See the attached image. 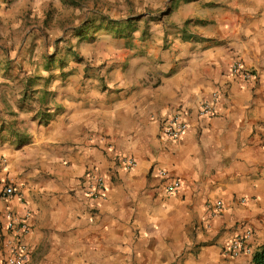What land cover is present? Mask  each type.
Returning <instances> with one entry per match:
<instances>
[{"label": "crops", "instance_id": "obj_1", "mask_svg": "<svg viewBox=\"0 0 264 264\" xmlns=\"http://www.w3.org/2000/svg\"><path fill=\"white\" fill-rule=\"evenodd\" d=\"M129 1L157 18L34 25L21 51L0 45V174L21 193L6 203L32 212L31 264H254L226 245L248 228L264 248V0ZM3 3L7 20L22 7L48 25L51 0ZM235 61L254 77L232 75ZM175 109L188 129L168 140ZM158 170L180 181L174 194Z\"/></svg>", "mask_w": 264, "mask_h": 264}, {"label": "built area", "instance_id": "obj_2", "mask_svg": "<svg viewBox=\"0 0 264 264\" xmlns=\"http://www.w3.org/2000/svg\"><path fill=\"white\" fill-rule=\"evenodd\" d=\"M232 75L244 80L251 79L254 74L251 70L245 68L242 63L235 61L230 66ZM215 110V96L213 100L203 102L198 109V116L206 118L213 115ZM188 129V123L181 110L171 111L160 123V135L168 140L179 139ZM122 164L126 169L135 165V161L130 156L122 158ZM158 174L163 177L164 191L167 194H174L180 186V181L171 178L165 170H158ZM105 188L103 175L92 174L85 185V193L90 198L100 197ZM17 196L21 199V193L16 189L12 182L0 174V264H31L32 253L26 242L25 237L31 231L30 209H24L23 212H15L6 201L9 198ZM223 204L216 201L212 204L207 203V208L211 214H217ZM252 231L245 228L242 233L235 235L226 245L227 253L230 256L240 254L249 255L253 258L258 251L248 243L247 239ZM260 264H264V255Z\"/></svg>", "mask_w": 264, "mask_h": 264}, {"label": "rangeland", "instance_id": "obj_3", "mask_svg": "<svg viewBox=\"0 0 264 264\" xmlns=\"http://www.w3.org/2000/svg\"><path fill=\"white\" fill-rule=\"evenodd\" d=\"M59 2L60 4L52 6L51 0V5L43 13L48 20V25H43L39 21L41 16L33 14V11L28 9L24 10L22 7L16 15L17 21L7 20L9 17L7 15L14 6L11 7L9 3L1 4L0 9L4 7V11L3 15L1 14L0 16V45L4 47H0V49L2 48L3 51L6 49L21 51L24 44L22 43L24 32L34 25L39 27V32L49 28L62 29V27L67 25L77 26L79 24L80 26L84 22H87L89 26H97L98 23H102L101 18L103 17L123 21L126 16H130V20L136 21L145 16L147 17V14H152L153 18H157L156 13L159 11V9L152 10L147 8L136 10L129 0H127L126 4L128 6L127 10L123 9L122 4L118 0H59ZM166 10L167 8L165 7L162 11ZM49 17L51 18L49 19ZM135 21L134 25L136 24ZM84 34L85 39L93 40L92 31L88 30ZM0 61L2 64L5 63L4 58H0Z\"/></svg>", "mask_w": 264, "mask_h": 264}, {"label": "trees", "instance_id": "obj_4", "mask_svg": "<svg viewBox=\"0 0 264 264\" xmlns=\"http://www.w3.org/2000/svg\"><path fill=\"white\" fill-rule=\"evenodd\" d=\"M84 27H86V25H84ZM86 28H88V26ZM263 255H264V248H261L254 254L252 258V262L254 264H260Z\"/></svg>", "mask_w": 264, "mask_h": 264}]
</instances>
